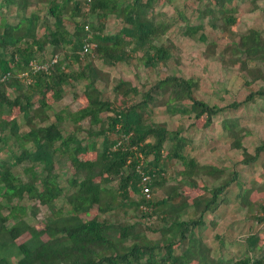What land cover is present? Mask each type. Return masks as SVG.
<instances>
[{
    "label": "trees",
    "instance_id": "1",
    "mask_svg": "<svg viewBox=\"0 0 264 264\" xmlns=\"http://www.w3.org/2000/svg\"><path fill=\"white\" fill-rule=\"evenodd\" d=\"M194 1L205 4L196 8V22L173 0H0V152L5 153L0 160V246L11 248L0 256V264H12V256L17 264H264L259 229L242 241L245 250L235 259L215 256L202 230L206 215L225 205L226 192L240 183L242 168L258 163L264 139L250 153L242 143L245 128L225 127L231 147L243 148L244 157L225 182L204 184L207 195L188 201L187 190L198 188L196 180L211 176L215 166L183 152L191 141L182 135L183 127L171 129L154 119L157 105L193 123H213L225 110L249 103L264 112L263 87L249 88L242 101L210 104L197 95L199 78L169 67L175 52L165 11L174 4L179 19L186 21L185 34L194 38L206 25L226 23L230 29L240 6L257 13L262 24L228 30L224 51L238 56L247 78L264 84V0ZM111 16L114 31L108 29ZM199 38L208 40L204 32ZM86 43L94 44L89 52H84ZM135 56L149 71L167 65L172 72L144 89L120 78L113 86L116 97L107 98L99 83L110 73L96 62L115 67L130 64ZM80 87L84 106L53 108L70 90L78 98ZM173 158L183 168L169 183ZM68 162L73 169L59 180L62 175L55 169ZM15 167H21L28 182ZM144 176H149L150 197L143 193ZM255 184L248 196L239 191L236 198L254 223L263 224L264 203L254 200ZM159 190L164 195H157ZM23 200L32 202L33 216L40 205L51 207L44 227L22 217L27 211ZM58 201L62 206L54 207ZM11 218L15 222L8 226ZM26 233L29 237L17 243Z\"/></svg>",
    "mask_w": 264,
    "mask_h": 264
},
{
    "label": "rangeland",
    "instance_id": "2",
    "mask_svg": "<svg viewBox=\"0 0 264 264\" xmlns=\"http://www.w3.org/2000/svg\"><path fill=\"white\" fill-rule=\"evenodd\" d=\"M173 3L177 7H185L186 17L188 16L191 22H196L198 18L199 11L196 8L203 9L205 6L204 3L197 6L194 0H173ZM174 4L165 6V11L168 12L166 15V24L170 23L172 25V28L167 33V37L170 35L169 39L173 42V50L175 52V58L169 62V67H173L174 69L172 70L186 77L196 76L199 78L200 89L197 95L200 98L205 99L210 104L225 105L234 100H244L249 93V88H264L262 82H255L247 78L246 73L240 70V59L238 56H233V54L226 55L224 51V48L229 43L228 32L230 31L228 30L242 31L250 26L262 24L257 13H247V6L244 10L240 6L235 11L237 19L229 27L230 29L224 28L227 26L226 23H223L218 28L206 25L204 29L199 30L196 38H194L185 34L187 30L186 21L179 19L173 7ZM115 27H117L115 17L111 16L108 29L114 31ZM202 32L207 35V41L199 38ZM96 64L110 73V79L99 83V86L105 90V96L111 100L116 97L113 92V86L120 78L131 80L144 89V85L147 87L150 86L157 77H163L167 73L172 72L171 68H168L167 65H162L154 71H149L139 63L137 56L132 59L130 64L115 67L106 66L102 62H96ZM83 90L84 87L77 89L78 94H80L78 98L71 92L73 90H70V92L65 93L60 101L52 103L53 108L58 110L67 106L72 110H76L84 106L86 99L83 96ZM49 98L52 100L51 97ZM154 110L156 114L154 119L156 121L166 122L171 129L183 127L182 135L188 136L191 140L184 148L183 152L185 154L196 158L201 164H212L215 166V169L210 173L212 174L211 176L206 175L204 178H198L196 180L199 184L198 188L195 187L187 190L185 198L188 201L194 195L204 197L207 195L203 187L204 184H221L225 182L231 176L230 171L234 163L243 159V148L235 149L231 147V139L225 135L227 133L225 127H235L236 130L245 128L241 131L243 134L242 143L250 153L253 152L254 147L259 141L264 139V112L257 104L249 103L235 111L225 110L214 118L213 123H209L206 119L193 123V118L166 113L163 105H157ZM50 113H53V110ZM67 126L72 129L71 123ZM247 130L251 131L250 134H247ZM3 157H5V153L0 152V160ZM240 167L242 166L240 165L238 168ZM181 168H183V164L179 159L173 158L170 160L167 169V178L170 179L169 183L172 181L171 177L176 176V171ZM72 169V165L68 162L58 165L55 170L62 175ZM13 170L28 182L26 174L22 171L21 167H15ZM63 178H65V175H62L59 180H63ZM253 183H256V187L253 189L252 194L254 197H257L254 200L257 203H264V189H262L264 185V154L251 169L247 167L242 168L240 183L233 185L226 192L227 202L225 205L216 213L209 212L206 215L207 224L202 229L204 231L203 237L207 244L211 246L212 253L219 258H238L240 253L242 254L245 250L242 241L256 229H259L262 236L259 244L264 249V223H254L246 207L240 206L236 198L239 191L241 194H244V197L248 196V192L252 189ZM63 184L66 185V182H63ZM240 185H242V188H240ZM157 195H164V192L159 190ZM107 197H110L109 193ZM20 204L26 206V214H22V217L28 223L39 229L44 227L43 219L50 212L51 207L40 205L39 213L37 216H33L31 213L32 202L23 200ZM55 206L60 207L62 203L58 201ZM4 212L7 213V209ZM121 219L123 220L124 218L121 216ZM214 220L217 221V224L213 227L212 222ZM14 222V218H11L7 225L10 226ZM216 234H219V238L215 237ZM150 236L159 237V233H150ZM28 237L29 233H26L19 237L16 242L20 243ZM223 241L224 246L222 245ZM9 249L11 248L8 245L4 246V248L0 246V256L6 255ZM261 254L259 252V255ZM11 259L12 264H17L16 256H12Z\"/></svg>",
    "mask_w": 264,
    "mask_h": 264
},
{
    "label": "built area",
    "instance_id": "3",
    "mask_svg": "<svg viewBox=\"0 0 264 264\" xmlns=\"http://www.w3.org/2000/svg\"><path fill=\"white\" fill-rule=\"evenodd\" d=\"M86 29H89V25L85 26ZM94 47L93 43H86L84 45V52H89L92 48ZM54 60H56V58H54ZM35 68H38V65H35ZM149 180V176H144L143 177V193L146 197H150L151 196V188L149 187V185H147V181Z\"/></svg>",
    "mask_w": 264,
    "mask_h": 264
}]
</instances>
